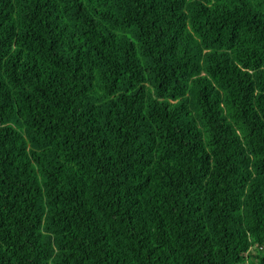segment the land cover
Segmentation results:
<instances>
[{
	"label": "trees",
	"instance_id": "1",
	"mask_svg": "<svg viewBox=\"0 0 264 264\" xmlns=\"http://www.w3.org/2000/svg\"><path fill=\"white\" fill-rule=\"evenodd\" d=\"M0 264H264V0H0Z\"/></svg>",
	"mask_w": 264,
	"mask_h": 264
}]
</instances>
